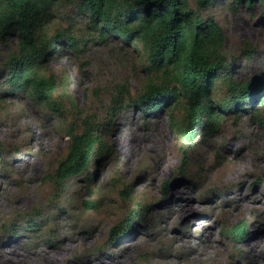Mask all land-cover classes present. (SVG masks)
<instances>
[{
    "label": "rangeland",
    "instance_id": "1",
    "mask_svg": "<svg viewBox=\"0 0 264 264\" xmlns=\"http://www.w3.org/2000/svg\"><path fill=\"white\" fill-rule=\"evenodd\" d=\"M35 1L51 17L37 27L39 37L60 33L76 44L64 40L44 62L36 60V75L55 83L43 100L11 94L4 67L18 39H0V264H264L259 102L226 107L237 91L214 80L202 99L213 107L212 124L204 125L205 113L191 141L180 98L169 99L166 112L113 115L122 88L124 108L149 82H165L170 91L176 85L148 68L141 46L95 28L76 0ZM187 4L220 26L230 82L264 79L259 0L251 8L239 0ZM86 127L99 139L92 162L81 177L60 182L58 164ZM241 220L247 237L236 243L225 231Z\"/></svg>",
    "mask_w": 264,
    "mask_h": 264
},
{
    "label": "trees",
    "instance_id": "2",
    "mask_svg": "<svg viewBox=\"0 0 264 264\" xmlns=\"http://www.w3.org/2000/svg\"><path fill=\"white\" fill-rule=\"evenodd\" d=\"M79 10L85 13L95 28L119 35L147 53L149 69H157L165 78H170L176 90L170 91L165 82H149L145 91L124 107L122 92L112 99L111 114L127 112L131 108H141L144 113L153 114L160 110L168 111L169 99L185 101L187 118L186 138H195L196 127L202 124L205 113L208 123L212 124L213 107L204 104L213 87V81L222 77L229 87L237 91L226 107L243 108L244 102L251 106L257 101L264 108V79L236 87L230 82V69L220 55L224 35L214 18H204L188 8L187 0H76ZM245 1L252 7L255 0ZM264 10V0H259ZM202 6H209L215 0H198ZM51 17L42 15L35 0H0V39L15 34L18 39L16 53L4 67V75L10 92L22 91L35 99H50L55 87L53 80L38 77L35 72L36 60H46L52 46L61 48L64 40L74 47L76 41L63 34L53 39H41L37 27L47 23ZM104 35V33H101ZM254 83V84H253ZM172 126L173 116L170 114ZM103 126V124H102ZM96 129L86 127L78 135L72 136L68 153L60 161L55 172L60 182L81 177L88 170L99 139ZM117 230H112L116 236ZM225 236L236 243L244 242L247 237V224L239 221L225 231Z\"/></svg>",
    "mask_w": 264,
    "mask_h": 264
}]
</instances>
